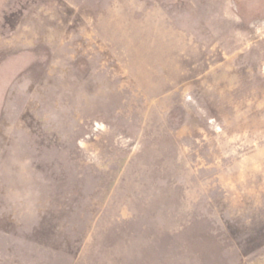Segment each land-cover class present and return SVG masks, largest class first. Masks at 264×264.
Wrapping results in <instances>:
<instances>
[{"label": "rangeland", "instance_id": "obj_1", "mask_svg": "<svg viewBox=\"0 0 264 264\" xmlns=\"http://www.w3.org/2000/svg\"><path fill=\"white\" fill-rule=\"evenodd\" d=\"M0 264H264V0H0Z\"/></svg>", "mask_w": 264, "mask_h": 264}]
</instances>
